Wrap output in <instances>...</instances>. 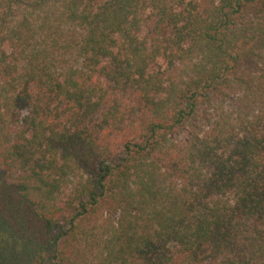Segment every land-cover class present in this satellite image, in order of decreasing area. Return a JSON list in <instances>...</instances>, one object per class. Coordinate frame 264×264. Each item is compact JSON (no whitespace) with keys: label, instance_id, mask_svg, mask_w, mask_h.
Segmentation results:
<instances>
[{"label":"trees","instance_id":"1","mask_svg":"<svg viewBox=\"0 0 264 264\" xmlns=\"http://www.w3.org/2000/svg\"><path fill=\"white\" fill-rule=\"evenodd\" d=\"M0 264H264V0H0Z\"/></svg>","mask_w":264,"mask_h":264}]
</instances>
